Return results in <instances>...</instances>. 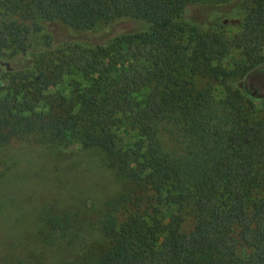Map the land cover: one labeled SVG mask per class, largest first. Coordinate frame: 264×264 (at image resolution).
Here are the masks:
<instances>
[{
    "label": "trees",
    "instance_id": "trees-1",
    "mask_svg": "<svg viewBox=\"0 0 264 264\" xmlns=\"http://www.w3.org/2000/svg\"><path fill=\"white\" fill-rule=\"evenodd\" d=\"M12 10L0 51L25 56L28 35L49 24L90 33L135 23L90 45L54 36L0 92V146L74 141L115 173L119 189L95 225L97 264H264V94L243 89L264 88V0H31ZM43 221L46 243L77 234L66 210Z\"/></svg>",
    "mask_w": 264,
    "mask_h": 264
},
{
    "label": "rangeland",
    "instance_id": "rangeland-1",
    "mask_svg": "<svg viewBox=\"0 0 264 264\" xmlns=\"http://www.w3.org/2000/svg\"><path fill=\"white\" fill-rule=\"evenodd\" d=\"M30 1L0 0V22L6 12L13 11V5L20 2L26 8ZM200 9H192L195 18H202ZM134 27V21L120 19L90 33L68 31L59 24L33 31L25 41L28 56L12 54L11 49L0 51V92L8 84V74L28 67L34 56L47 52V41H53L54 36V45H90ZM226 28L229 35L235 32L233 25ZM249 83H244L246 93L263 99L264 88H253ZM99 157V152L74 141L60 150H50L31 139L1 145L0 255L12 262L39 258L44 264H97L96 256L104 240L95 225L105 200L119 189L115 173L103 166ZM63 210L77 219L76 236L60 244L44 242L43 216Z\"/></svg>",
    "mask_w": 264,
    "mask_h": 264
}]
</instances>
